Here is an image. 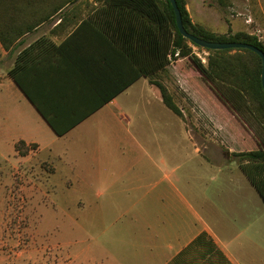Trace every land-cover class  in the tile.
<instances>
[{
    "label": "crops",
    "instance_id": "0c3cea01",
    "mask_svg": "<svg viewBox=\"0 0 264 264\" xmlns=\"http://www.w3.org/2000/svg\"><path fill=\"white\" fill-rule=\"evenodd\" d=\"M96 1L50 12L28 5L0 24V137L14 153L19 140L36 144L30 151L50 162V176L107 185L110 264H264V202L235 157L248 139L206 109L203 97L213 98L183 59L151 77L182 116L170 110L149 77H135L115 35L95 18ZM184 1L194 24L255 34L235 27L234 16L211 27L218 13L206 0ZM16 65L35 105L8 75Z\"/></svg>",
    "mask_w": 264,
    "mask_h": 264
},
{
    "label": "rangeland",
    "instance_id": "374dc122",
    "mask_svg": "<svg viewBox=\"0 0 264 264\" xmlns=\"http://www.w3.org/2000/svg\"><path fill=\"white\" fill-rule=\"evenodd\" d=\"M238 1L240 7L234 12L221 0H206L208 8L218 13L210 26L219 28L226 16H234L235 27L244 29L242 24L246 25L264 42V30L260 29H264V0ZM36 4L50 12L60 3L0 0V24L9 22L12 11ZM96 4L97 7L99 2ZM193 47L199 52L196 56L205 58L206 64L208 51ZM203 99L207 101L208 111L229 122L231 118L214 99L208 95ZM176 101L186 109L183 98L178 97ZM197 112L191 114L201 124L202 114ZM252 147L243 144L238 148L246 151ZM27 154L26 158L17 159L21 155L14 153L11 143L0 137V264H110L107 185L96 178H68L60 173L50 176L49 161L37 160L33 151Z\"/></svg>",
    "mask_w": 264,
    "mask_h": 264
},
{
    "label": "trees",
    "instance_id": "16d2710c",
    "mask_svg": "<svg viewBox=\"0 0 264 264\" xmlns=\"http://www.w3.org/2000/svg\"><path fill=\"white\" fill-rule=\"evenodd\" d=\"M66 1L72 0H59V3L64 4ZM97 2L99 5L94 13L95 18L100 19L108 32L111 31L115 35L121 54L131 62L135 77H149L150 82L160 90L162 100L170 110L182 116L165 85L151 79L155 72L170 63L169 54L173 59H183V69L198 79L208 89L212 98L224 108L231 118L229 122L236 126L253 146L250 150L237 152L235 155L241 171L264 202V90L261 84L262 60L258 54L246 48L205 49L208 56L207 63L204 64L193 51V46H199L178 31L169 0ZM176 2L187 32L208 41L249 43L264 52V42L257 35L243 31L215 33L192 23L184 0ZM4 47L7 45L4 44ZM177 50L178 56H174ZM17 70L16 65L8 70V75L35 105L18 79ZM46 120L51 125L47 118ZM52 128L58 135L65 131ZM35 147L36 144H26L23 140L14 145L16 152L21 156Z\"/></svg>",
    "mask_w": 264,
    "mask_h": 264
},
{
    "label": "water",
    "instance_id": "95a60500",
    "mask_svg": "<svg viewBox=\"0 0 264 264\" xmlns=\"http://www.w3.org/2000/svg\"><path fill=\"white\" fill-rule=\"evenodd\" d=\"M170 4L173 7L174 10V14H175V23L177 26L178 31L180 32V34L187 38L188 40H190L191 42H193L194 44H196L197 46L203 48V49H211V50H223V49H250L253 52H255L256 54H258V56L261 58L262 60V71H261V84H262V88L264 90V52L249 43H245V42H238V41H233V42H214V41H208L205 40L201 37H198L192 33H189L186 31V29L184 28L183 22H182V17H181V12L179 10V7L177 5L176 0H169Z\"/></svg>",
    "mask_w": 264,
    "mask_h": 264
},
{
    "label": "built area",
    "instance_id": "2783aa9c",
    "mask_svg": "<svg viewBox=\"0 0 264 264\" xmlns=\"http://www.w3.org/2000/svg\"><path fill=\"white\" fill-rule=\"evenodd\" d=\"M174 56H178V50L174 53ZM173 57L169 54L168 55V59L171 60ZM201 60L203 61V58H201Z\"/></svg>",
    "mask_w": 264,
    "mask_h": 264
}]
</instances>
